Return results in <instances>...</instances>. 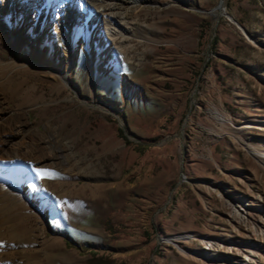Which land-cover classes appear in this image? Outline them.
<instances>
[{"label": "rangeland", "instance_id": "1", "mask_svg": "<svg viewBox=\"0 0 264 264\" xmlns=\"http://www.w3.org/2000/svg\"><path fill=\"white\" fill-rule=\"evenodd\" d=\"M76 2L0 0V264H264V0Z\"/></svg>", "mask_w": 264, "mask_h": 264}, {"label": "bare ground", "instance_id": "2", "mask_svg": "<svg viewBox=\"0 0 264 264\" xmlns=\"http://www.w3.org/2000/svg\"><path fill=\"white\" fill-rule=\"evenodd\" d=\"M2 1L4 2L2 6L7 9L8 13H14L15 11H18L20 13H26L27 10L29 9V6L31 5V1L33 0H2ZM76 1L77 0H66L68 4H67V10L65 11V14L61 18V22L64 24L62 29H64L68 33L69 30L70 31L71 29L76 30L82 24L85 27V31L87 33L89 42H92L95 34L100 32V24L103 20L104 10L101 9L99 11H94V9L90 7V9L87 12H83L79 10L78 4H77L78 2ZM138 2L139 0H127V3L133 4V5L138 4ZM55 7H56L55 5L54 6L51 5V6H48L46 10L49 11L51 9H54ZM17 22H18V25L23 27L24 14L23 15L21 14L19 16V18L17 19ZM1 35L3 37V41H7L5 40L7 38L12 45L17 42V38H14L15 36L14 34H11V37L14 39L13 41L10 40L9 34L2 33ZM106 35L110 37H118V36L124 35V32L116 27L114 28V30H110L108 28ZM68 36H69V33H68ZM69 37L71 38V34ZM22 140H23V137L21 138V141ZM13 142H16V141H13ZM24 142L27 143L26 150L20 146L21 143L15 144V147L12 148L14 157L20 156V155H27L28 156L27 158L33 161L34 160L33 155L37 154V152L43 155V152L47 150V148L42 145L39 147L35 146V143L32 141L26 140ZM54 158H55V155H44L42 156L41 159L45 162L48 161L49 164H52ZM212 246L215 248L214 251L219 252L217 246H215L214 244ZM255 251L256 250H254V252Z\"/></svg>", "mask_w": 264, "mask_h": 264}, {"label": "trees", "instance_id": "3", "mask_svg": "<svg viewBox=\"0 0 264 264\" xmlns=\"http://www.w3.org/2000/svg\"><path fill=\"white\" fill-rule=\"evenodd\" d=\"M148 147H140L138 146V149L143 151L145 149H147ZM81 249H84L83 247H80ZM89 264H115L114 260L113 259H109V258H106L104 256H97L96 253L93 254L92 258L90 259L89 261Z\"/></svg>", "mask_w": 264, "mask_h": 264}, {"label": "snow or ice", "instance_id": "4", "mask_svg": "<svg viewBox=\"0 0 264 264\" xmlns=\"http://www.w3.org/2000/svg\"><path fill=\"white\" fill-rule=\"evenodd\" d=\"M37 175L40 177H43L45 175V171L44 170H38Z\"/></svg>", "mask_w": 264, "mask_h": 264}]
</instances>
